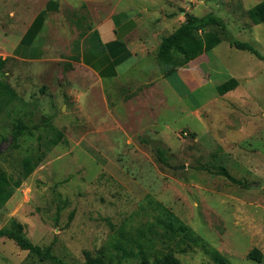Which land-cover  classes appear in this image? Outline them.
I'll return each mask as SVG.
<instances>
[{
  "label": "rangeland",
  "instance_id": "374dc122",
  "mask_svg": "<svg viewBox=\"0 0 264 264\" xmlns=\"http://www.w3.org/2000/svg\"><path fill=\"white\" fill-rule=\"evenodd\" d=\"M15 1L3 0V7L20 4ZM55 1L58 9L45 14L38 61L10 52L23 28L0 27L8 32L0 41V56H7L0 80L15 92L0 106V173L21 179L19 187H9L12 195L0 208V228L14 219L34 244L49 246L67 264H80L86 252L114 256L115 230L148 218L141 206L150 196L229 264H264V59L223 38L204 53L199 68H178L182 79L163 78L153 50L134 63L128 77L100 82L73 56L76 44L85 48L91 9L104 11L115 0ZM259 1L120 0L117 8L140 13L142 24L156 35L154 45L187 13H213L233 38L264 56V22L254 25L246 14ZM208 29L223 36L217 27ZM195 69L197 83L190 86L183 78ZM231 77L238 85L219 95L216 86ZM18 120L31 131L12 141ZM55 130L63 139L22 178V158L36 151L38 136L46 142ZM155 147L164 149L165 162L157 159ZM218 165L249 185L197 169ZM253 247L262 253L260 262L246 257ZM175 256L181 264H215L199 248ZM0 264L54 263L0 237ZM107 264L137 261L115 256Z\"/></svg>",
  "mask_w": 264,
  "mask_h": 264
},
{
  "label": "trees",
  "instance_id": "16d2710c",
  "mask_svg": "<svg viewBox=\"0 0 264 264\" xmlns=\"http://www.w3.org/2000/svg\"><path fill=\"white\" fill-rule=\"evenodd\" d=\"M58 3L55 0H48L45 8L39 13L37 26L42 23L49 11L57 10ZM247 17L252 24L258 25L264 22V0H260L246 10ZM217 27L223 36L211 31L208 27ZM87 34L84 38L86 48H99L104 52V46L100 42L99 35L95 30H91V25L87 26ZM228 41L230 46L237 49L248 51L259 59L264 56L250 43L233 38L227 30L224 20L213 14L207 13L203 16L187 13L185 19L168 35L164 36L156 49V59L162 65V77H168L177 71L178 68L187 65L190 61L197 58L217 46L221 40ZM79 44H76L77 54L73 59L79 61ZM7 57L0 56V73L2 72ZM238 85V81L231 77L216 86L219 95H223L233 90ZM15 97V92L10 86L0 80V106L7 104ZM46 121H50L47 118ZM31 131V125L23 120H18L11 131L12 141L26 132ZM63 132L55 130L54 134L46 140L41 141V136L37 137L36 151L26 155L21 160L22 178L29 176L41 162L47 149L55 146L63 139ZM149 142V139H143ZM157 159L165 162L164 149L155 147ZM197 169H206L209 173L223 176L231 183L247 187L248 183L233 177L226 167L218 165L215 168L207 169L203 166ZM21 179H12L4 172L0 173V208L9 200L12 195L10 186L19 187ZM147 205L141 206L148 218L133 225L130 221L121 224L114 232L110 242V248L114 250V256L109 253H97L92 255L85 253V260L80 264H107L113 257L119 259H135L137 264H181L175 253H185L193 248H199L206 253L215 264H229V260L217 249L211 247L208 242L198 235L190 226L176 216L169 208L161 202L147 196ZM0 237H7L15 244L30 253H34L42 259H49L54 264H67L58 257L54 256L50 247H41L34 244L23 233V226L20 222L12 219L8 227L0 228ZM109 248V249H110ZM247 258L260 262L262 253L258 248L253 247L248 251Z\"/></svg>",
  "mask_w": 264,
  "mask_h": 264
},
{
  "label": "crops",
  "instance_id": "0c3cea01",
  "mask_svg": "<svg viewBox=\"0 0 264 264\" xmlns=\"http://www.w3.org/2000/svg\"><path fill=\"white\" fill-rule=\"evenodd\" d=\"M119 1L115 0L112 5L109 3L111 7L104 11L99 10L98 7L91 9V17L93 16L94 20L91 23V30L98 33L100 42L104 46V52L94 47L92 49L81 48L78 54L81 65L100 82L128 77L134 63L147 57L148 52L156 50L158 46L153 42L156 36L154 31L147 30L142 24L141 14L130 13L129 8L118 9ZM17 2L15 7L4 8L3 0H0V27L8 28L9 32L13 27L23 28L20 38L14 42L15 45L10 52L20 60L38 61L42 58L40 36L46 17L40 25L37 26L36 23L39 13L45 8L48 0H28L26 2L17 0ZM7 33V31L0 32V41L8 35ZM204 55L203 53L187 64L191 70L199 68ZM197 71L195 69L189 75H184L183 80L190 86L195 85ZM182 77L183 75L181 79ZM164 81L166 83L168 80Z\"/></svg>",
  "mask_w": 264,
  "mask_h": 264
},
{
  "label": "water",
  "instance_id": "95a60500",
  "mask_svg": "<svg viewBox=\"0 0 264 264\" xmlns=\"http://www.w3.org/2000/svg\"><path fill=\"white\" fill-rule=\"evenodd\" d=\"M0 151H1V149H0ZM183 168H185L184 165L183 166H177V167H175V169H183Z\"/></svg>",
  "mask_w": 264,
  "mask_h": 264
}]
</instances>
